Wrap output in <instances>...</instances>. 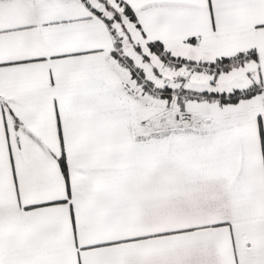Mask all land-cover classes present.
<instances>
[{
  "label": "snow or ice",
  "instance_id": "obj_1",
  "mask_svg": "<svg viewBox=\"0 0 264 264\" xmlns=\"http://www.w3.org/2000/svg\"><path fill=\"white\" fill-rule=\"evenodd\" d=\"M0 264H264V0H0Z\"/></svg>",
  "mask_w": 264,
  "mask_h": 264
}]
</instances>
